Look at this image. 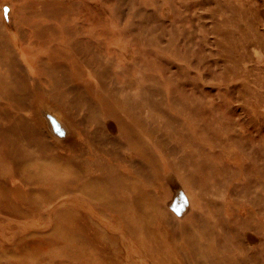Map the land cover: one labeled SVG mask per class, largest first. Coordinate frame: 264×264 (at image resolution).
Wrapping results in <instances>:
<instances>
[{"label":"rangeland","instance_id":"rangeland-1","mask_svg":"<svg viewBox=\"0 0 264 264\" xmlns=\"http://www.w3.org/2000/svg\"><path fill=\"white\" fill-rule=\"evenodd\" d=\"M0 264H264V0H0Z\"/></svg>","mask_w":264,"mask_h":264},{"label":"bare ground","instance_id":"bare-ground-1","mask_svg":"<svg viewBox=\"0 0 264 264\" xmlns=\"http://www.w3.org/2000/svg\"><path fill=\"white\" fill-rule=\"evenodd\" d=\"M39 1V0H38ZM7 3V2H6ZM32 3V2H31ZM64 4V3H63ZM7 5V4H6ZM5 6V5H4ZM26 8V7H25ZM37 11V10H36ZM34 12V11H33ZM31 13V12H30ZM52 15V14H51ZM33 20V19H32ZM38 43V42H37ZM35 63V62H34ZM36 65V64H35ZM49 72V71H48ZM36 80H38V79H36ZM27 81V80H26ZM29 82V81H28ZM41 89V88H40ZM42 94H44V93H42ZM45 95V94H44ZM56 109H58V110H56ZM60 109H59V107L56 105L55 106V109L54 110H52V111H49V114H51V117L53 118V122H54V124H53V126L52 127H58L60 130H61V128H60V123L56 120V119H58V117H62L61 115H62V112L61 111H59ZM63 111V110H62ZM46 113H48L47 111L45 112V119H46V116H47V114ZM59 130V131H60ZM47 132H51V130L50 129H47ZM63 132V131H62ZM136 186V185H135ZM132 187H133V185H132ZM134 188V187H133Z\"/></svg>","mask_w":264,"mask_h":264}]
</instances>
